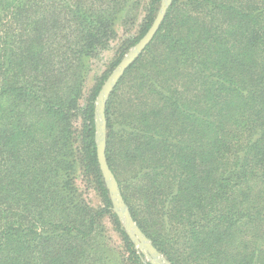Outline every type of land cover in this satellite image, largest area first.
<instances>
[{
	"label": "trees",
	"instance_id": "16d2710c",
	"mask_svg": "<svg viewBox=\"0 0 264 264\" xmlns=\"http://www.w3.org/2000/svg\"><path fill=\"white\" fill-rule=\"evenodd\" d=\"M146 1L82 106L92 58L144 0H0V264H152L113 210L97 142L103 86L165 0ZM104 114L126 206L170 264H264V0H171ZM79 160L101 208L79 193Z\"/></svg>",
	"mask_w": 264,
	"mask_h": 264
},
{
	"label": "rangeland",
	"instance_id": "374dc122",
	"mask_svg": "<svg viewBox=\"0 0 264 264\" xmlns=\"http://www.w3.org/2000/svg\"><path fill=\"white\" fill-rule=\"evenodd\" d=\"M168 0H165L164 2H167ZM146 8H147V1L144 0L143 4L140 5L138 10H136L132 16L134 19L133 22H122L119 23L116 26V36L114 39L110 42L109 46L105 50H100L96 53V55L92 58L91 60V70L89 71V74L87 76V80L84 84V93H83V98L81 101V105L84 106L96 86L98 80L102 78L105 73L110 70L114 60L117 58L119 55L118 53L120 52L121 48L124 47L129 41H132L136 37L139 36L141 29L144 25V17L146 13ZM135 51V46L131 47L130 50L127 52L126 56L130 52ZM125 56V57H126ZM124 57V58H125ZM117 70V68L114 70V72ZM113 72V73H114ZM112 75V74H111ZM109 79V78H108ZM108 81V80H107ZM106 81V82H107ZM106 84V83H105ZM104 84V86H105ZM103 86V87H104ZM98 102V99H97ZM81 119L77 117L74 121V128H75V142H76V147L77 149L81 146L80 145V130H81ZM80 151V149H79ZM82 161L79 160V167H78V175L76 179V183L78 186L79 193L81 194L82 199L88 203L91 207L93 208H101L104 206L102 197L100 196L98 190L95 187L94 182L92 181L93 179L91 178V174H85L83 167L81 166ZM125 230H126V223L124 220H121ZM105 236L109 238L110 245L112 247H115L117 250L119 248L123 247L120 235L116 231L112 219L110 216H107L102 224ZM127 232V230H126ZM128 233V232H127ZM134 243V241L132 240ZM151 242V241H150ZM135 244V243H134ZM136 249L139 251L140 254H142V258L145 262H150L152 263L154 260L155 261H160L158 258H154L149 254H146L143 252V250L139 247V245L135 244ZM264 246V245H263ZM163 257V255H161ZM159 259L162 260L161 257Z\"/></svg>",
	"mask_w": 264,
	"mask_h": 264
},
{
	"label": "water",
	"instance_id": "95a60500",
	"mask_svg": "<svg viewBox=\"0 0 264 264\" xmlns=\"http://www.w3.org/2000/svg\"><path fill=\"white\" fill-rule=\"evenodd\" d=\"M171 0L164 2L162 5L161 11L152 24L149 31L145 34V36L136 44L135 51L130 52L121 62L120 66L117 70L112 73L103 87L97 102V115H98V123H97V142H98V161L100 165V169L102 171L103 177L108 185L109 192L111 194L112 202H113V210L118 215L121 220H124L126 223V230L134 241L135 244L139 245V247L146 254L151 255L154 258H158L160 261H153L152 264H170L164 257H162L156 248L152 245L149 239L142 233L137 224L134 222L127 206L122 196L119 183L110 169L107 158H106V149H107V127L104 109L106 107V103L115 88L118 84V81L124 75L127 68L147 49V47L152 43L158 31L160 30L162 23L165 18V14L170 4ZM159 257L162 258L159 259Z\"/></svg>",
	"mask_w": 264,
	"mask_h": 264
}]
</instances>
